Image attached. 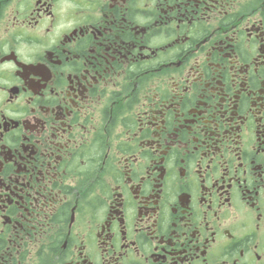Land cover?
Masks as SVG:
<instances>
[{
  "label": "flooded vegetation",
  "instance_id": "af4514ba",
  "mask_svg": "<svg viewBox=\"0 0 264 264\" xmlns=\"http://www.w3.org/2000/svg\"><path fill=\"white\" fill-rule=\"evenodd\" d=\"M0 264H264V0H0Z\"/></svg>",
  "mask_w": 264,
  "mask_h": 264
}]
</instances>
